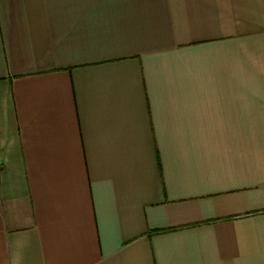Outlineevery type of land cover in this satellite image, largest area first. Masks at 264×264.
<instances>
[{"label":"crops","instance_id":"crops-1","mask_svg":"<svg viewBox=\"0 0 264 264\" xmlns=\"http://www.w3.org/2000/svg\"><path fill=\"white\" fill-rule=\"evenodd\" d=\"M0 264H264V0H0Z\"/></svg>","mask_w":264,"mask_h":264}]
</instances>
